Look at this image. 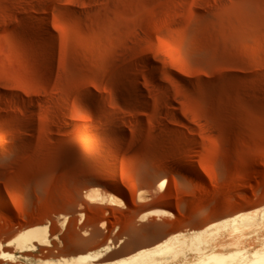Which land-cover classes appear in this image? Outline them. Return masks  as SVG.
I'll list each match as a JSON object with an SVG mask.
<instances>
[{
    "label": "rangeland",
    "instance_id": "rangeland-1",
    "mask_svg": "<svg viewBox=\"0 0 264 264\" xmlns=\"http://www.w3.org/2000/svg\"><path fill=\"white\" fill-rule=\"evenodd\" d=\"M261 211L264 0H0V264H113Z\"/></svg>",
    "mask_w": 264,
    "mask_h": 264
},
{
    "label": "bare ground",
    "instance_id": "bare-ground-1",
    "mask_svg": "<svg viewBox=\"0 0 264 264\" xmlns=\"http://www.w3.org/2000/svg\"><path fill=\"white\" fill-rule=\"evenodd\" d=\"M166 182L163 180L160 187H165ZM114 187L120 191L119 186ZM85 197L92 203L124 204L119 195L107 193L99 187L89 189ZM140 199H146L145 190L140 192ZM167 214L172 212L157 208L144 212L140 218L145 220L151 215L160 218ZM202 214L211 217L208 212ZM196 234L177 235L159 248L134 254L113 264H255L259 260L264 264V211L249 213L222 225L212 224ZM82 258L83 264H94L88 261L89 256ZM51 262L42 264H80L67 260ZM6 264L20 263L13 260Z\"/></svg>",
    "mask_w": 264,
    "mask_h": 264
}]
</instances>
